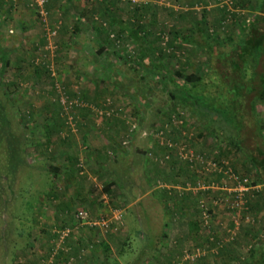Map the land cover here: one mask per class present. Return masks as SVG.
<instances>
[{
  "label": "trees",
  "instance_id": "16d2710c",
  "mask_svg": "<svg viewBox=\"0 0 264 264\" xmlns=\"http://www.w3.org/2000/svg\"><path fill=\"white\" fill-rule=\"evenodd\" d=\"M129 1L132 11L129 9L127 12L133 14L129 17L125 18L123 15L122 0H103L102 14L94 13L90 18L94 24V34L105 39V42L100 43L101 48L94 50L91 62L99 70L98 73L111 74L108 75V82L99 81L103 79H100L101 74L97 75L100 77L96 79L97 88L106 83L113 87L117 85L132 88V95L135 97L131 95L129 98L134 99V104L117 97L115 89L110 92L108 89L95 90L94 96L88 91L79 92L82 94L79 96L80 94H72L66 89V93L72 95L70 98L79 101L80 105L68 107L66 111L61 99H58V117L63 114L75 117L73 114L78 109L90 113L92 117H98L99 110L111 108L112 113L102 117H110L108 122L114 127L124 125V132H120L122 136L116 140L111 137L107 139L106 135L109 148L102 150L103 156L97 154L99 149L89 148L88 138H85L84 144H87L86 148L89 150L86 164L98 158L96 162L99 165V159L105 158L103 170L102 167L96 170L95 178L110 198H118L127 206L130 200L124 194L125 186L113 167L124 164L126 158L122 156L128 151L124 142L128 141L133 145L132 138L141 129L134 119L138 122L139 117L144 116L143 112L153 111L155 117H160V122L150 130V149L139 151L138 154L146 158L144 171L149 176L147 184L150 188L155 186L168 193H164L163 200L164 211L171 216L167 226L178 221L188 226L189 234L183 241H190L194 247L185 250H201L206 253L195 264H264V27L258 26L260 17H256V22L246 21L245 26H240L241 29L234 36L230 31V22L236 15L227 11L226 7L218 9L221 17L213 11L211 13L204 10L198 14L195 8L183 12L164 7L171 19L161 25L156 23V14L160 9L155 4L159 0H148L143 5H135L133 0ZM220 1L217 3L220 4ZM231 6L234 10L249 8L264 14V0L254 7L251 6V0H233ZM47 12L51 23L48 9ZM139 12L143 13L138 17ZM148 14L151 17L148 18ZM208 15H212L211 21ZM59 34L60 27L55 41V55L58 61H62L65 52L59 43ZM222 36L227 40L224 41ZM43 54L46 67L44 65L42 69L50 77V52L44 51ZM194 54L205 57V66L201 71L192 72L187 68L190 62L188 56L194 58ZM100 59H107L113 65L105 64V69L100 65ZM88 75L87 72H80L77 79L92 78ZM71 79L66 75L64 82ZM57 80L59 81L51 78L53 84ZM160 96L165 101L162 109L158 110L156 102ZM114 98L120 101L117 102ZM140 99L146 100V105ZM107 100L111 101L110 107L106 105ZM259 109L263 110L260 112ZM190 117H196L203 124V131L192 130L190 121L193 118ZM122 118L125 124L119 120ZM173 118L182 121L186 125L185 129L173 126ZM131 122L135 124L134 133H130L133 126ZM168 128L173 134L167 135L174 145L172 148L161 147L153 137L155 131H166ZM179 129L181 132L187 131V135L181 134ZM200 141H204L202 149L197 147ZM48 142L51 144L50 139ZM183 142L188 144V152L200 156L204 162L181 158L178 147ZM111 160L114 165L110 164ZM209 162L214 163L218 170L206 173ZM73 164H77V161ZM228 170L241 184L247 181L245 186L249 191L244 193V209L240 212L231 209L233 222L224 235H219L212 229L214 207L218 204L228 206L227 200L234 196V193L229 195L222 191L223 187L238 186V182L231 183L223 173ZM50 171L53 179L57 180L62 169L50 167ZM65 172L70 176L74 173L67 168ZM118 172L121 175L120 170ZM199 183L203 186L216 185L221 189L196 194L184 190L189 185L197 188ZM161 184L167 188H161ZM54 198H58L57 195ZM201 202L210 215L209 225L206 227ZM237 214H240V219L236 231ZM256 226H260V230ZM172 259L171 257L170 264H173L176 257Z\"/></svg>",
  "mask_w": 264,
  "mask_h": 264
},
{
  "label": "rangeland",
  "instance_id": "374dc122",
  "mask_svg": "<svg viewBox=\"0 0 264 264\" xmlns=\"http://www.w3.org/2000/svg\"><path fill=\"white\" fill-rule=\"evenodd\" d=\"M122 1L124 17L133 15L127 12L129 9L132 11L130 1ZM147 1L133 0V3L143 5ZM217 1L220 0H159V3H154L160 9L156 14V23L162 25L171 19L164 7L183 12L195 8L198 14L206 10L214 12V14L217 13L220 17L222 14L218 12V9L222 10L223 7H226L227 11H232L236 15L232 17V21L230 19L231 26L229 25L232 27L230 31L234 36L241 29L240 26H245L246 21L256 22V17H260L257 22L258 26L264 27V14L259 13V10L253 11L249 8L234 10L231 6L233 0L225 2L221 0L220 4ZM259 2L261 0H251V6L254 7ZM142 13H137L138 17ZM149 14L148 18L151 17ZM211 16L208 15L210 21L212 20ZM41 28L46 39L44 27L41 26ZM222 39L227 40L224 36ZM52 43L54 42L52 41ZM227 47L229 46L227 45ZM49 58L50 67H54L56 78L53 77L51 71L50 77L48 73L43 72L41 78H45L44 83H46L43 89H40L38 82L33 80L39 78L37 75H33L34 78L29 79L28 75L19 78L14 73H0V264H76L77 260L69 255L70 251L67 246L74 233L80 237L79 229L81 228H87L91 234H95L96 230L106 232L101 226L93 225L100 219L112 224L109 229L113 225L115 230L122 227L123 214L121 211L125 206L115 197L103 199L102 184L97 181L94 174L96 166L92 162L86 164L89 150L86 148L87 144H84L86 138L84 134L86 133L87 137L91 135V139H86L89 148L94 150L105 145V142L106 145H109L106 139L101 138L103 132H105V137L107 135V139L111 137L116 140V138H121L122 133L120 134V132H124V125L114 127L106 123L110 121V118L92 117L90 113L78 111L82 109L76 110L75 113L71 111L75 117H71L69 114L68 117L64 114L58 117L56 105L58 99H61L62 106H65L66 111V101H75L70 98L71 94L69 96L66 93V89L72 94L82 96L79 92L90 90L97 82L96 78L92 76H97V71L88 70L96 73H88V76H92V78L80 77L78 80L77 75L74 76L76 71L72 69H80V63L85 65L84 63L91 61V58H77L73 53L67 59L58 61L55 52L51 53ZM188 58H190V62L187 68L192 72L201 71L205 66V57L202 54L196 55L194 58L188 56ZM105 64L111 66L113 62L103 59L100 65L106 69ZM108 72L111 71L108 70ZM102 73H100L102 77L100 79L103 80L99 81L108 82L110 73L107 75ZM66 75H70L69 77L72 78L67 83L64 82ZM51 78L59 79V81L57 80L53 84ZM104 85L109 92L115 89L117 97L129 101L131 105L134 104V99L129 98L134 93L132 88H121L117 85L113 87L109 83ZM132 97L135 96L132 95ZM139 101L146 105L144 104L146 100L140 99ZM164 101V98L160 96L156 102L158 110L162 109ZM261 110L263 109H259L260 112ZM143 115V117H139L138 122L133 118L141 129L132 138L133 145L130 143L125 146L128 151L124 152L122 157L126 158V161H123V165L118 164L119 166L113 167V171L115 170V174L119 176L125 186L124 194L128 196L130 203L138 199L141 191L145 194V190L148 188L149 176H146L147 173L144 171L146 158L139 155L138 152L150 149L148 146L150 130L160 122V117H155L153 111L148 110L143 112ZM119 120L125 124L123 118ZM190 124L192 130L201 132L204 129L203 124L196 117L190 121ZM49 139L51 144L48 142ZM197 147L201 148V145L198 144ZM206 148L208 147L206 146ZM51 155L53 156L51 157ZM74 161H77V164H73ZM113 162L111 160L110 164L114 165ZM50 167L62 169L57 180H54L50 175L52 173ZM65 168L74 171V175L72 174L71 177L65 172ZM119 170L122 176L119 174ZM55 194L58 198H54ZM230 199L229 197L227 201L229 202ZM134 208L131 210L136 213L141 209L154 213H162L165 210L164 202L155 198L154 195L141 197ZM65 211L68 212V215L63 213ZM231 211L226 204H218L214 207L212 229L216 230L219 235H224L225 230L233 222L234 215ZM80 213H86L87 218L80 217ZM237 216L235 219L239 221L240 214ZM255 228L260 230L261 227L256 226ZM65 229L71 233L66 242L61 244V235L59 236V234ZM189 242L188 240L178 242L177 247H182V250L194 247ZM172 244L174 241L171 242ZM92 249H94L93 244L83 250L78 262ZM211 262H213L212 259Z\"/></svg>",
  "mask_w": 264,
  "mask_h": 264
},
{
  "label": "crops",
  "instance_id": "0c3cea01",
  "mask_svg": "<svg viewBox=\"0 0 264 264\" xmlns=\"http://www.w3.org/2000/svg\"><path fill=\"white\" fill-rule=\"evenodd\" d=\"M48 1L50 26L58 25L60 27L59 43L65 52L63 58L67 59L73 53L77 58H91L94 50L98 51L101 48L100 43L105 42L104 37L94 34L92 28L94 24L90 21L94 13L102 14L103 0ZM41 26L32 0H0V73H14L19 78L28 75L29 79L34 78L33 75H37L39 78L33 80H36L38 87L43 89L46 86L45 78H41L42 67L44 65L46 67L43 62V53L49 50L47 49L48 38L46 35L45 39ZM87 63H84L85 65L80 63V69L73 68L72 70L76 71L74 76L80 72L96 73L88 71L92 69L98 73L99 70L95 69V65L91 61ZM95 78L99 79L100 77ZM96 86L97 83H94V86L86 91L94 96L95 90L107 89L105 85H100L98 88ZM84 135L91 139V135L88 137L86 133ZM101 138L106 139L105 132L101 134ZM203 142L200 141L201 148L199 149L204 148ZM105 148H109L106 142L105 145L97 148L99 149L97 154L103 156L102 150ZM97 159H93L92 164L96 166V170L101 167L103 170L105 165L103 159L105 160V158L99 159V165L96 162ZM147 187L145 194L141 191L138 199L125 206L121 211L123 221L120 229L115 230L113 225L107 232L96 230L97 234H91L87 228H81L79 231H81L82 238H80L81 235L77 237L75 233L72 235L67 246L70 251L69 255L76 258V264H170L171 257L174 259L182 252V247H177V245L178 242L181 243L184 240L183 237L185 238L189 234L186 224L183 225V222L178 221V223L167 226L171 216L166 211L154 213L141 209L136 213L131 210L137 201L141 200V197L154 195L155 198L163 201L165 200L164 195H168L167 191L155 186L150 188L147 184ZM101 192L103 199L110 198L103 189ZM63 213L68 215L66 211ZM172 241L174 244L171 245ZM91 244L94 249L90 250L89 254L86 253L78 262L83 250Z\"/></svg>",
  "mask_w": 264,
  "mask_h": 264
},
{
  "label": "built area",
  "instance_id": "2783aa9c",
  "mask_svg": "<svg viewBox=\"0 0 264 264\" xmlns=\"http://www.w3.org/2000/svg\"><path fill=\"white\" fill-rule=\"evenodd\" d=\"M47 4H48V0H32V5L35 8L39 19L41 21L42 26L44 27V31L45 34L47 35L48 38V45H47V49L51 52L54 53L56 50V38L58 36V25L51 27L50 23H49V16H48V12H47ZM52 41L54 43H52ZM50 71L52 72L53 77H56L55 71H54V67L51 66L50 67ZM69 98V97H68ZM68 98H66L68 100ZM108 103L106 102V105L108 107L109 104H111L110 100H107ZM67 103V108L68 107H72L74 106H79V101H66ZM111 108L107 109V110H99V114L100 116H104L107 115L109 116L112 113ZM110 118V117H107ZM127 123L129 122L128 118H125ZM130 123V122H129ZM131 124H133L132 129L130 130V133H134L135 132V124L131 122ZM173 126L175 127H181L182 130L185 129V124H183L182 121L177 120L176 118H173ZM181 132V129H179ZM156 133L154 134V139L157 140V142L161 145V147H169L172 148L174 147V145L171 144V142L168 140V136L167 135H173L170 131V129L168 128V130L166 131H155ZM187 131H182L181 134L183 135H187L186 133ZM191 134V133H190ZM191 140H192V134H191ZM128 144H130L128 141L124 142V146H127ZM188 144H186L185 142H183V145H180L178 147L179 149V156L185 160L189 159L190 161L196 160L199 162H204L203 159L200 156H195L193 153L188 152ZM206 173H211V172H215L218 170L217 166L214 163H207V167H206ZM220 172H222L220 170ZM228 178L229 181L231 183H235L238 182V179L235 177V175L230 171H226L223 172ZM247 183V181L244 182V184H241L240 182H238V186H236L235 188L233 187H223L218 188L216 185H211V186H203L201 183L198 184L197 188H193L192 186H188L186 189H184L187 192H192L193 194H196L200 191H207L210 189H214V190H218L221 189L222 191L228 193L229 195H232V193H234V196H231V200L228 202V206L230 209L232 210H236V211H242L244 209L245 206V199H244V193L246 191H249V189H247V187L245 186V184ZM161 188H167L166 185H159ZM200 208L202 210V218H203V222H204V226H208L209 225V220H210V215L208 213V210L205 207V204L203 202H201ZM80 217H83L84 219L87 218V214L86 213H80L79 214ZM239 221L236 222V228L235 230L237 231L239 228ZM95 226H101L102 228L105 229V231L107 232L110 228L111 223H109V221H106L104 219H100L99 221H97V223L93 224ZM70 231L68 229H65L63 231L60 232L59 236L60 237V242L61 244H64L66 242V240L69 238L70 236ZM206 253L204 251L201 250H194V251H189V250H184L182 251L175 259V261L173 262V264H195L197 263L201 258L205 257Z\"/></svg>",
  "mask_w": 264,
  "mask_h": 264
}]
</instances>
